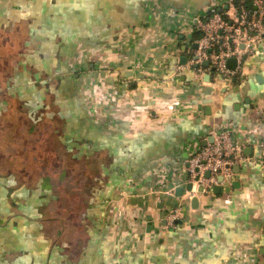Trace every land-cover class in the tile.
I'll use <instances>...</instances> for the list:
<instances>
[{"label":"crops","instance_id":"0c3cea01","mask_svg":"<svg viewBox=\"0 0 264 264\" xmlns=\"http://www.w3.org/2000/svg\"><path fill=\"white\" fill-rule=\"evenodd\" d=\"M230 3L0 0V264H264V44L173 71ZM220 130L244 162L177 197Z\"/></svg>","mask_w":264,"mask_h":264},{"label":"built area","instance_id":"2783aa9c","mask_svg":"<svg viewBox=\"0 0 264 264\" xmlns=\"http://www.w3.org/2000/svg\"><path fill=\"white\" fill-rule=\"evenodd\" d=\"M231 8L221 14L217 11L207 14L198 21L196 50L184 66L176 65L174 74L185 70L193 71L200 79L205 73L215 72L230 79L235 72L227 70L226 63L235 58L238 64L244 57L252 55L258 46L264 44V7L259 0H252L249 7ZM207 62L208 66H204ZM172 74V77H174ZM212 142L196 149L185 161L186 184L192 189L186 193L187 199L197 195L202 186L204 191L218 185L219 178L229 179L241 158V148L237 146L228 130L215 131ZM260 160L264 170V143L260 144ZM208 174V177H206ZM180 218V210L174 209L166 218V229L173 228Z\"/></svg>","mask_w":264,"mask_h":264},{"label":"water","instance_id":"95a60500","mask_svg":"<svg viewBox=\"0 0 264 264\" xmlns=\"http://www.w3.org/2000/svg\"><path fill=\"white\" fill-rule=\"evenodd\" d=\"M220 12H221V11H220ZM196 48H197V47H196V44H194V49L196 50ZM234 65H235V59H234V58H231V59H229V60L227 61V66H228L229 68H233ZM204 66H208V63L205 62V63H204ZM210 140H211L210 142H212L213 138L210 137ZM206 177H208V174H206ZM218 181L221 182V181H222V178H219ZM216 187H218V186H216ZM191 189H192V187H191L190 184H186L185 190H183V188H178V189L176 190L177 197H181V196L183 195V192H184V191H185V192H190ZM204 192H205V191H204V189H203L202 186H199V187L197 188V190H196V193H197V194H203ZM192 202H193V203L196 202V198H195V197L192 198ZM179 222H180V221H176L175 224H178Z\"/></svg>","mask_w":264,"mask_h":264},{"label":"trees","instance_id":"16d2710c","mask_svg":"<svg viewBox=\"0 0 264 264\" xmlns=\"http://www.w3.org/2000/svg\"><path fill=\"white\" fill-rule=\"evenodd\" d=\"M252 0H232L233 8L239 9L241 6L249 7Z\"/></svg>","mask_w":264,"mask_h":264}]
</instances>
